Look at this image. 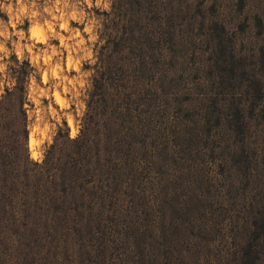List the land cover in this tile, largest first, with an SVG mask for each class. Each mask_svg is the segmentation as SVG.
I'll return each instance as SVG.
<instances>
[{
  "label": "trees",
  "instance_id": "16d2710c",
  "mask_svg": "<svg viewBox=\"0 0 264 264\" xmlns=\"http://www.w3.org/2000/svg\"><path fill=\"white\" fill-rule=\"evenodd\" d=\"M112 7L80 131H59L41 161L27 148L31 66L14 57L0 264H264V0Z\"/></svg>",
  "mask_w": 264,
  "mask_h": 264
},
{
  "label": "rangeland",
  "instance_id": "374dc122",
  "mask_svg": "<svg viewBox=\"0 0 264 264\" xmlns=\"http://www.w3.org/2000/svg\"><path fill=\"white\" fill-rule=\"evenodd\" d=\"M113 11L112 0H0V96L14 82V57L26 60L23 107L32 160H42L59 131L79 133L95 43Z\"/></svg>",
  "mask_w": 264,
  "mask_h": 264
},
{
  "label": "bare ground",
  "instance_id": "6f19581e",
  "mask_svg": "<svg viewBox=\"0 0 264 264\" xmlns=\"http://www.w3.org/2000/svg\"><path fill=\"white\" fill-rule=\"evenodd\" d=\"M34 142H35V141H34V138H33V136L31 135V145L34 144ZM32 146H33V145H32Z\"/></svg>",
  "mask_w": 264,
  "mask_h": 264
}]
</instances>
